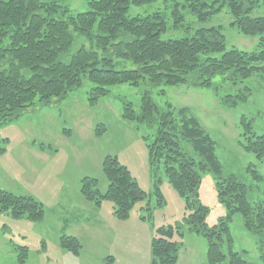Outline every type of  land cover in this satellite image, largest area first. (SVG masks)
Listing matches in <instances>:
<instances>
[{
    "label": "trees",
    "instance_id": "obj_1",
    "mask_svg": "<svg viewBox=\"0 0 264 264\" xmlns=\"http://www.w3.org/2000/svg\"><path fill=\"white\" fill-rule=\"evenodd\" d=\"M154 1L92 0L86 11L75 12L66 0H0V125L38 104L64 98L83 78L93 84L87 101L94 105L114 85L137 86L147 81L152 85L191 83L211 88L216 75L234 82L264 70V37H259L252 51L226 49L220 26L200 28L187 37L164 39L165 20L160 12L128 14L129 6ZM183 2V7L198 19L226 8L230 24L238 32L264 33V16L250 15L257 0ZM172 14L176 21L183 19L179 8ZM76 35L84 37L88 45L71 51ZM127 61L135 67L125 68ZM116 64L122 68H116ZM230 101L231 105L237 103ZM121 117L154 127L150 136H142L149 164L154 172V166L162 162L169 185L184 199L185 208L192 209L183 216L182 223L156 228L151 238L150 264H177L180 239L190 232L206 239L205 264H252L244 258V252L233 250L228 221L235 213L242 216L244 228L257 237L264 264V201L252 205L246 197V185L234 175L219 179L215 186L219 201L227 209L226 217L210 227L204 221L207 207L198 201L202 175L206 171L220 175L221 164L215 141L190 108L170 102L159 106L144 92L139 109L124 103ZM240 125L243 137L239 145L258 158L264 156V135L253 133L251 121L245 116L240 118ZM5 142L7 138L0 137V154ZM102 170L108 181L106 191L100 193L97 180L85 177L80 193L96 205L105 199L111 201L114 216L125 220L147 193L115 156L104 157ZM251 172L253 178L260 177L254 170ZM0 212L31 222L41 221L44 216L42 205L33 197L1 188ZM60 244L70 252L79 251L80 243L75 237L63 235Z\"/></svg>",
    "mask_w": 264,
    "mask_h": 264
},
{
    "label": "rangeland",
    "instance_id": "obj_2",
    "mask_svg": "<svg viewBox=\"0 0 264 264\" xmlns=\"http://www.w3.org/2000/svg\"><path fill=\"white\" fill-rule=\"evenodd\" d=\"M89 1L92 0H66L75 12L86 11ZM263 2L257 0L251 16H264ZM183 5V0H156L131 5L128 14L160 12L165 20L164 39L187 37L197 29L220 26L226 49L252 51L259 37H264V33L238 32L231 26L226 8L198 19ZM176 8L183 16L181 21H176L172 14ZM81 45H88V41L76 35L71 51ZM124 67L135 66L127 61ZM116 68L122 65L116 64ZM92 86L83 78L64 98L38 104L0 125V137L7 138L5 150L0 154V188L33 197L44 211L38 222L0 212V264H150L151 238L156 228L182 223L183 216L192 209L185 208L184 199L169 185L162 162L154 166V172L149 164L142 136H150L154 127L121 117L124 103L139 109L144 92L159 106L170 102L176 107H189L215 141L221 172L203 173L198 199L207 207L204 221L208 227L227 215L215 187L216 181L223 177L234 175L242 181L252 205L264 201V156L258 158L238 143L243 137L242 116L251 121L253 133L264 135V70L234 82L216 75L211 88L191 83L152 85L147 81L137 86L114 85L106 96L90 105L87 97ZM231 99L237 103L229 104ZM105 156H115L147 193V197L134 204L125 220L114 216L111 201L105 199L96 205L80 193L85 177L97 180L96 189L100 193L106 191L108 181L102 170ZM251 170L260 177L253 178ZM228 227L233 250L244 252V258L252 264H263L258 239L244 228L239 213L228 221ZM63 235L78 239L77 253L61 246ZM180 240L182 248L177 264H205L204 236L190 232Z\"/></svg>",
    "mask_w": 264,
    "mask_h": 264
},
{
    "label": "crops",
    "instance_id": "obj_3",
    "mask_svg": "<svg viewBox=\"0 0 264 264\" xmlns=\"http://www.w3.org/2000/svg\"><path fill=\"white\" fill-rule=\"evenodd\" d=\"M179 260V259H178Z\"/></svg>",
    "mask_w": 264,
    "mask_h": 264
}]
</instances>
